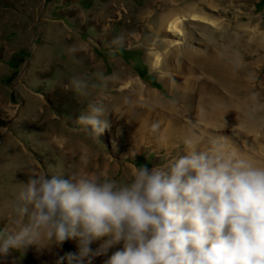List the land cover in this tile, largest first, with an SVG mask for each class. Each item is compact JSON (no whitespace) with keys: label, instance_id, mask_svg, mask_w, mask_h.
Here are the masks:
<instances>
[{"label":"rangeland","instance_id":"rangeland-1","mask_svg":"<svg viewBox=\"0 0 264 264\" xmlns=\"http://www.w3.org/2000/svg\"><path fill=\"white\" fill-rule=\"evenodd\" d=\"M210 1L211 6L199 5L198 9L204 11L214 21L217 28L214 34L209 33L203 26L185 24L186 21L183 22L181 30L188 36L187 34L194 28L200 40L198 44L201 45H209L213 35L215 40H223L222 43L226 40L232 43L234 28L239 25L249 24L258 32V54L247 57L248 61L258 58V62L248 71L239 70V67L203 66L200 60L193 61L204 78L216 80L223 91L244 98L249 95L247 86L264 83V0ZM6 2H8L6 10L9 11L4 10L0 14V54L5 53L1 58H4L2 68L6 69L7 75L0 78V91L17 104L12 109L0 108V138L6 135L4 137L6 141L0 139V227H3L4 219L7 217L6 204L12 197L13 188L19 181L25 182L28 176L45 172L49 166L61 171L65 176L71 174L69 172L78 165L84 166L81 171L85 175L107 174L113 178L123 179L130 172L131 163L151 168L164 164L178 152L184 151L185 140L173 139L172 133L164 127L159 135L166 141L165 148H156L154 137L149 133L147 135L150 137L149 143L142 139L135 144L134 136H142L149 122L141 125L138 130L133 128L132 122L126 123L139 117L144 110L139 106L133 109L130 118L118 120V117L112 116L115 108L129 109L131 99V92L119 91L118 85H113V82L123 78L132 80L144 91L156 95L175 108L172 102H194L191 98L194 95L191 88L192 79L189 81L187 80L189 77L175 78L166 84L161 80V76L169 70L164 66L151 70L148 54L163 52L161 38H176L170 33H160L161 38L150 34L149 27L154 25L153 29L157 30L161 14L172 9L183 10L186 4H195L197 1L6 0ZM36 4H39L37 8ZM148 13L150 14L148 19L143 21L141 17ZM196 22L213 26L207 21ZM225 29H229L225 35L226 39L216 35ZM120 34L125 37V45L115 56H110L108 44ZM189 38L193 40L194 36L190 35ZM70 46L78 48L72 57L65 51ZM152 46L155 50L151 49ZM80 47H87V51H79ZM218 56L222 61L232 59L235 63H241L244 59L242 54H235L233 51ZM74 60L79 62L76 63ZM176 68L177 65L172 67V70ZM97 70L104 71L106 75L116 74V78L109 83L106 91L92 90L88 99L82 100L71 91L65 90V85L72 76L87 77ZM137 71L149 74L146 82L137 76ZM229 72L232 73L228 74ZM233 74L250 81L238 83L230 79ZM9 81L10 94L8 93L10 91L5 92L1 89ZM16 85L21 86L19 98L24 99L22 104L14 97ZM173 85L184 93L176 89L169 90ZM209 87L215 86L212 84ZM262 89L255 88L258 92V106L264 104ZM98 99L110 110L104 117L109 127L103 131L102 137L109 142L114 141L112 143L114 152L108 143L101 140V136L96 141L76 122L79 114L86 109L87 102ZM0 102H4V98H1ZM178 107L179 118L176 122L182 134H186L185 129L189 126L195 133V122L189 120L179 122L187 120L183 117L187 111L181 109V106ZM9 120L12 122L7 124ZM154 123L157 124L156 122L149 124L151 129ZM150 133H153V129ZM224 139L232 141V133L225 134ZM88 161L91 167H86ZM106 165L107 171L104 169ZM53 248L56 251L53 255L54 264L64 253L77 251L74 241H66V245ZM40 255L41 251L30 246L24 254L22 251L13 252L7 258L0 259V264L16 262L38 264Z\"/></svg>","mask_w":264,"mask_h":264},{"label":"clouds","instance_id":"clouds-1","mask_svg":"<svg viewBox=\"0 0 264 264\" xmlns=\"http://www.w3.org/2000/svg\"><path fill=\"white\" fill-rule=\"evenodd\" d=\"M124 45V35L115 36L109 55ZM65 51L72 57L78 48ZM115 78L97 70L72 76L65 90L87 100ZM109 111L102 100L89 101L76 122L98 140ZM184 144L162 165L131 163L123 179L65 176L49 166L19 181L0 227V259L74 241L77 251L55 264H93L99 256H107L103 264H264V162L215 141L206 149L195 137Z\"/></svg>","mask_w":264,"mask_h":264},{"label":"bare ground","instance_id":"bare-ground-1","mask_svg":"<svg viewBox=\"0 0 264 264\" xmlns=\"http://www.w3.org/2000/svg\"><path fill=\"white\" fill-rule=\"evenodd\" d=\"M164 1L167 2L168 0ZM192 1L197 2L195 4H186L183 10L175 11L172 9L165 14H161L158 19V28L156 31L153 29L154 25L149 27L150 34L155 37L159 36L161 38L160 33H170L171 36H175L176 38H161L163 52L156 51L155 53H149L148 63L151 70L161 68V66L169 70L168 72L162 73L161 76V80L165 81L166 84L175 78L189 77L187 78L189 81L191 78L193 81L191 88L194 91V95L191 98H193L194 102H172L176 106L175 108L163 102L156 95L144 91V89L134 84L132 80L123 78L122 80H115L113 85H118L119 91L131 92L129 109L115 108L112 116L118 117V120L130 118L133 109L139 106L144 108L139 117L134 121H127L126 123L132 122L135 130H138L141 125L147 122L149 124L156 122L159 125L156 131L150 133L152 129L148 124L142 136H134L135 144H138L142 139H145L149 143L150 137L147 136L149 133L154 137V145L156 148H165L166 141L159 135V132L164 127L172 133L173 139L181 138L185 140L191 137L197 138L201 149L210 147L212 142L215 141L224 145L227 149H239L258 161L264 162V104L258 106V92L255 91L256 87L262 89L264 83L247 86L249 95L242 98L230 92L223 91L218 81L204 78V76L200 75L198 67L193 63L197 59L201 61L203 66L222 68L239 67V70L248 71L258 62V58L250 61L247 60L248 55L258 54V32L252 29L249 24H244L234 28L235 34L232 43L227 40L225 43H222L223 40H215V35H213L211 41L208 43L209 45L198 44L200 40H198V34L194 28L187 34L188 36H185L182 32L181 28L184 21H186L185 24L203 26L211 34H214L217 28L214 25V21L204 11L198 9L199 5L202 7L211 6V1ZM146 15L141 17L143 21H146L150 14L148 13ZM196 21H207L213 26L201 24ZM228 32L229 29H225L216 35L221 36L222 39H226L227 37L225 35ZM190 35L194 36L193 40L189 38ZM203 43L207 42L203 41ZM151 49L155 50L153 46ZM79 51L86 52L87 47H80ZM229 51H233L235 54H242L244 59L241 63H235L232 59L229 61L220 60L218 55ZM2 65L3 60L0 59V78L7 75L6 69L3 70ZM176 65L179 69L176 68L173 71L172 67H176ZM230 73L232 72L228 74ZM136 74L142 81H147L148 74H142L140 71H137ZM230 79L238 83L250 81L235 74ZM212 84L215 87H209ZM2 88L5 89V86L3 85ZM172 89L184 93V91L174 85L169 88V90ZM3 105L7 109L15 107L14 101L7 96L4 97ZM178 106H181V109L187 111L183 115L187 120H180L179 122L188 120L195 122V133L189 126L185 129L186 134H182V130L176 122V119L179 118L178 108L180 107ZM228 132L232 133V141L224 139V135L228 134ZM101 140L109 144L111 151L114 150V145L108 139L101 138ZM104 169L107 171L108 165ZM75 170L76 168L74 166L73 170L69 173H73ZM100 243L101 241H96L91 247L99 246ZM119 247L120 245H117L116 248L110 249L108 255L110 256ZM41 251L42 253L38 264H53L55 249L51 247L50 249H46V252L44 250ZM105 259H107V256L96 257L93 260V264H103Z\"/></svg>","mask_w":264,"mask_h":264},{"label":"crops","instance_id":"crops-1","mask_svg":"<svg viewBox=\"0 0 264 264\" xmlns=\"http://www.w3.org/2000/svg\"><path fill=\"white\" fill-rule=\"evenodd\" d=\"M8 3V2H7ZM32 4V3H31ZM1 6V5H0ZM39 6V4H36V8ZM6 9H8V6H6V5H3L2 6V8L0 7V12H3L4 10H6ZM32 10V9H31ZM30 10V11H31ZM34 10H36V9H34ZM7 11V10H6ZM0 59H1V57H0ZM18 118H16V120H17ZM78 163H81V162H78ZM88 163L90 164V162L88 161ZM91 165V164H90ZM77 171H79V172H81V173H83L81 170H79V168H77L76 167V170H75V172H77ZM84 174V173H83Z\"/></svg>","mask_w":264,"mask_h":264}]
</instances>
